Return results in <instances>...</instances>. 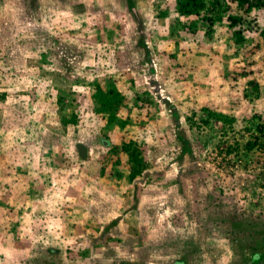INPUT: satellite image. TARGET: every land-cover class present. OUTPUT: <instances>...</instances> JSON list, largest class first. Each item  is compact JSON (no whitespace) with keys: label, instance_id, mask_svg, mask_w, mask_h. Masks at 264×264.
Returning <instances> with one entry per match:
<instances>
[{"label":"rangeland","instance_id":"374dc122","mask_svg":"<svg viewBox=\"0 0 264 264\" xmlns=\"http://www.w3.org/2000/svg\"><path fill=\"white\" fill-rule=\"evenodd\" d=\"M205 2L0 0V264H264V8Z\"/></svg>","mask_w":264,"mask_h":264},{"label":"trees","instance_id":"16d2710c","mask_svg":"<svg viewBox=\"0 0 264 264\" xmlns=\"http://www.w3.org/2000/svg\"><path fill=\"white\" fill-rule=\"evenodd\" d=\"M248 2L247 8L251 7H263L264 8V0H236L238 5H242L243 2ZM205 0H174V11L184 17L188 16H199L201 13L204 12L206 9ZM211 7H214L211 5ZM219 8V6H217ZM220 15L219 12H214L213 19H219ZM230 21H239V18L236 16H227ZM240 33L237 32L236 39L241 40V36H239ZM63 95L65 94L64 89L59 90ZM91 96L94 100V107L93 111L95 113H108L109 114V121L115 120V113L117 112L121 102H122V95L115 91L112 87L107 86L106 88H102L98 83L95 84L93 91L91 92ZM61 97H59L56 101L58 103V106L60 109L66 104L62 102ZM63 104V105H62ZM206 118L202 121L204 123H208V119H216L220 120L225 124L226 115L221 112H216L212 110H206ZM59 121L63 126H66L68 124H75L76 123V114L75 112H71L67 115H60ZM117 121V120H116ZM118 123V121L116 122ZM121 125L122 121H119ZM264 135V133H263ZM257 144L256 139H253L252 141L246 142V147L252 148ZM261 148H264V142L258 144ZM230 148L227 147L226 151H228ZM120 150L124 152L127 156V161L129 164V175L131 177L137 175L141 169L143 168V158L140 154V151L136 148L134 143L131 140H126L121 142ZM176 264V263H175ZM177 264H180V262H177Z\"/></svg>","mask_w":264,"mask_h":264},{"label":"water","instance_id":"95a60500","mask_svg":"<svg viewBox=\"0 0 264 264\" xmlns=\"http://www.w3.org/2000/svg\"><path fill=\"white\" fill-rule=\"evenodd\" d=\"M75 147H76L77 152H78V154L80 155V157L83 158V157L85 156V149H84V146L81 145V144H79V143H77V144L75 145Z\"/></svg>","mask_w":264,"mask_h":264}]
</instances>
